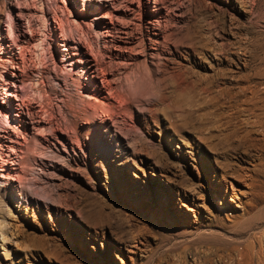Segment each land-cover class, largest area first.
<instances>
[{
	"label": "bare ground",
	"instance_id": "obj_1",
	"mask_svg": "<svg viewBox=\"0 0 264 264\" xmlns=\"http://www.w3.org/2000/svg\"><path fill=\"white\" fill-rule=\"evenodd\" d=\"M233 1L241 8V13L248 20L255 9L254 21L250 20L247 25L240 26L253 30L264 42V0ZM72 2L73 5L70 8L65 6L66 12H64V4L56 3V8L62 11V16L60 19L56 12L54 18L58 17L62 24L79 31L78 37L73 34L60 35L61 33L54 32L55 37L52 41L49 39L50 33L47 29V23H51L48 15H45L41 31H38L35 13L25 14L19 9L15 12V20L13 18L8 20L3 17L4 12L0 8V28L4 30L0 34V90H3L0 94V208L8 214L12 213L10 202L18 208L31 210L33 214L38 210L33 203L26 202L28 193L24 187L29 183L45 199L57 201L58 204L55 203L54 207L44 204L43 211L49 217L58 215L57 205L65 208L70 206L69 202L74 196L75 185L64 177L56 181L50 179V184L57 188V191H52L42 185L43 181L41 182L40 173L37 171L38 167L42 171L49 170L50 166L45 160L51 161L54 158L62 162V168L65 171L66 155L70 150L92 151L96 155L94 162L99 163L103 169H108L109 164L116 170L119 165L125 168L129 165L139 167V162L143 161V155L147 156L149 164L161 167L155 155L146 149L149 142L141 131L151 123L157 124L155 105L166 102L165 106L169 104L172 107L170 109L167 106L170 112L179 110V105L188 92L190 81L187 80L194 73L193 71L191 73L192 69L190 70V59L196 58L195 65L215 77L218 73V65L221 63L220 56L226 53L223 43L215 41L219 37V30H222V21L218 23L219 29L216 32L207 34L201 39H198L197 35L202 31L199 33V29L189 23L191 6L195 3L208 5L209 0H179L178 2L175 0H73ZM256 2L258 5L254 7ZM211 5L215 8L220 6L218 3L211 2L209 8ZM238 22L239 16L229 15L230 24ZM228 29L234 33L231 27ZM224 57L225 63L231 64L232 58ZM50 68L54 72L64 70L71 74L69 75L71 80L67 78V81L66 79L63 81L65 83L63 92L53 82H49V79L53 78V74L49 72ZM243 74L235 72L232 76L237 84L242 80L245 82L244 85L239 86L233 98L236 97L242 105L255 104L257 102L255 99L262 97L261 95L257 97L262 91L254 82L248 83L249 75ZM68 84L75 86V95L67 88ZM210 88L213 90L212 86ZM216 93L218 94V91ZM230 94L228 93L229 96ZM196 95L199 94L196 93ZM75 96L77 99L74 98ZM236 100H233L235 104ZM187 105L189 106L186 103V107ZM167 107L164 108L165 111ZM180 107L184 108L182 104ZM190 107L192 106L188 108ZM208 107L211 106L208 105ZM158 110L161 113V109L158 108ZM171 118L172 128H178L180 131L186 128L187 125L184 123L187 120L180 121L178 116L174 115ZM256 119L258 122L256 124L260 126L257 138L258 150L252 158H248L246 163L254 172H264V115ZM125 126L131 129L130 133L125 132ZM176 132L179 134V131ZM203 134L194 133L189 138H194L202 144L205 139L201 136ZM245 134L249 136L248 133ZM200 153L201 150L198 156ZM216 160L218 159L214 156V161ZM214 171L216 172L215 169ZM232 172L237 179L241 178H239L240 183L247 185L248 189L252 188L255 181L253 174L240 173L236 169ZM213 176L215 178L211 180V186L214 188V193L204 186L202 180L197 185L187 183L183 186V191L185 198L188 199H182L179 205L192 213L197 212L199 216L202 211L212 212L215 196L217 203L220 204V211L230 210L225 201L227 183H229L234 189L231 195L238 199L236 205L245 210L246 204L237 196L238 190L232 186L231 181L220 177L223 182L221 180L217 182L216 174ZM14 179H17L21 185H15ZM171 194H174V190L166 188L158 199L162 204L168 205L171 202ZM32 201L38 202L36 199ZM10 239L6 232L5 220L0 218V247L4 249L5 258L8 255L5 245ZM254 252L258 264H264V233H260L254 243L251 242L239 249L235 256L230 257L229 264H251ZM197 258H194L193 262H196Z\"/></svg>",
	"mask_w": 264,
	"mask_h": 264
},
{
	"label": "rangeland",
	"instance_id": "obj_2",
	"mask_svg": "<svg viewBox=\"0 0 264 264\" xmlns=\"http://www.w3.org/2000/svg\"><path fill=\"white\" fill-rule=\"evenodd\" d=\"M72 1L0 0V6H2L0 8L4 12L3 17L8 20L11 18L15 20V12L19 9L25 14L35 13V24L38 31H41L45 15H48L51 23H47V29L50 33L49 39L52 41L55 37L54 32L61 33L60 35L73 34L78 37L79 31L61 23L62 11L56 8V3L64 4V12H66L65 6L70 8L73 5ZM209 1L208 5L195 3L196 6H191L189 23L194 24V27L199 29V33L204 32L205 35L201 33L197 35L198 39H201L207 34L216 32L219 29L217 28L218 23L222 21V30H219V37L215 41L223 43L226 53L220 56L221 63L218 65V73L215 77L195 65L197 59L190 57V70L192 69L191 73L192 71L194 73L187 80L191 84H188V96L186 95V99L184 98L179 105L180 111L170 112L169 108L172 107L169 104L165 106L166 102L155 105L157 124L151 123L141 131L150 144L146 149L155 155L161 167L149 164L147 156L143 155V161L139 162L140 168L130 165L125 168L119 165L116 170L109 164L108 169H103L99 163L94 162L96 155L92 151L82 149L66 152L67 168L65 171L62 168V162L60 163L57 159L45 160L50 169L44 172L40 167L37 168L40 173L39 178L41 182L43 181L42 185L52 191H57L56 186L50 184V179L56 181L64 177L72 182L75 189L74 196L69 202L70 206L65 208L57 205L58 215L49 217L43 211L45 205L54 207L55 203L58 204L57 201L45 199L36 192L33 185L26 184L24 187L28 193L26 202L33 203L38 210L33 214L31 210L18 208L12 202L9 203L12 208L11 214L0 208V218L5 220L6 232L11 238L5 245L8 250L6 258L3 254V247H0V264H229L230 257L235 256L239 249L251 242L254 243L259 234L264 233V172H254L246 163L248 158H252V155L257 153L260 126L256 124L258 123L256 118L264 115V99H262L264 98V42L250 28L244 29L240 26L247 25L250 20L254 21L255 9L248 20L233 0ZM211 2L218 3L220 6L215 8L211 5V10L209 8ZM257 5L256 2L254 7ZM55 13L60 19L54 18ZM230 14L239 16L237 24L229 23ZM230 27L234 33L230 32L228 29ZM3 31V28H0V34ZM224 56L232 58L231 64L225 63ZM49 72L53 74L49 82H53L63 92L65 88L63 81L65 79L67 81V78L69 80L71 74L64 70L54 72L51 68ZM235 72L249 75L248 83L253 84L254 82L261 89L262 92H259L257 97L260 95L262 97L255 99L258 103L254 100L256 103H252L253 105L246 103L242 105L236 97L233 98L239 86L245 83L243 80L238 84L234 82L232 76ZM225 84L229 85V90L231 88L232 92ZM67 88L74 95L76 94L75 86L68 84ZM2 91L0 90V94ZM228 93L233 95L229 96ZM74 98L77 99V96ZM232 99H237L236 104ZM186 103L192 107L188 108V105L186 107ZM181 104L184 108L180 107ZM165 107L168 111H165ZM158 108L161 109V113L158 112ZM173 115L178 116L180 121L187 120L184 123L187 125L186 128L181 131L178 128H172L170 122ZM125 128V132H131L129 127L125 126ZM176 131H179V134ZM197 131L199 134H205L201 135L205 138L202 144L194 138V140L189 138L194 133L198 134ZM245 133L249 136H245ZM199 150L201 153L198 156ZM214 156L218 160L214 161ZM241 167L246 169L242 170ZM234 168L240 173L253 174L255 181H253L252 188L248 189L247 185L240 183V177L237 179L233 176ZM221 173H223L222 176ZM214 174H216L217 182L221 180L220 177L231 181L232 186L238 190H235L237 196L246 204L245 210L236 205L238 199L231 195L234 189L229 183H227L225 201L230 210L220 211V204L217 203L215 196L211 213L202 211L199 216L197 212H193V215L191 211L179 205V201L186 197L183 186L187 183L197 185L202 180L204 186L214 193V188L211 186V180L215 178ZM14 183L21 185L17 179H14ZM224 186L226 187V183ZM166 188L174 190L172 197L170 195L171 202L168 205L162 204L158 199ZM239 190L241 192L247 190V192L244 191L241 194ZM23 199L25 200V196ZM35 199L39 203L32 201ZM255 252L251 264H258ZM196 257L198 260L193 262Z\"/></svg>",
	"mask_w": 264,
	"mask_h": 264
}]
</instances>
